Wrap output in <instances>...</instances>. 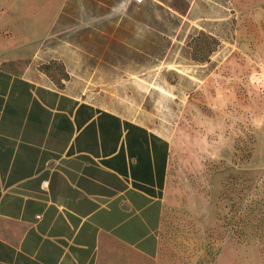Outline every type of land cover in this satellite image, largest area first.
I'll return each mask as SVG.
<instances>
[{"label":"crops","instance_id":"0c3cea01","mask_svg":"<svg viewBox=\"0 0 264 264\" xmlns=\"http://www.w3.org/2000/svg\"><path fill=\"white\" fill-rule=\"evenodd\" d=\"M35 1L0 23V264H155L170 139L38 65L160 55L168 9L197 1Z\"/></svg>","mask_w":264,"mask_h":264},{"label":"rangeland","instance_id":"374dc122","mask_svg":"<svg viewBox=\"0 0 264 264\" xmlns=\"http://www.w3.org/2000/svg\"><path fill=\"white\" fill-rule=\"evenodd\" d=\"M11 1L0 0V23L15 21ZM196 1L184 16L168 9L160 55L38 66L170 139L155 264H264V0Z\"/></svg>","mask_w":264,"mask_h":264},{"label":"built area","instance_id":"2783aa9c","mask_svg":"<svg viewBox=\"0 0 264 264\" xmlns=\"http://www.w3.org/2000/svg\"><path fill=\"white\" fill-rule=\"evenodd\" d=\"M136 1H140V0H136ZM46 183H47V181H46V180H44V181H43V184L45 185Z\"/></svg>","mask_w":264,"mask_h":264}]
</instances>
